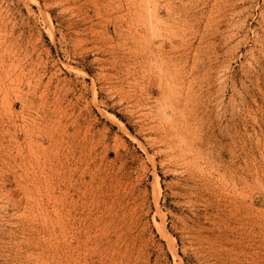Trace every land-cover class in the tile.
Segmentation results:
<instances>
[{"label":"rangeland","instance_id":"obj_1","mask_svg":"<svg viewBox=\"0 0 264 264\" xmlns=\"http://www.w3.org/2000/svg\"><path fill=\"white\" fill-rule=\"evenodd\" d=\"M153 1L0 0V264H264V0Z\"/></svg>","mask_w":264,"mask_h":264},{"label":"bare ground","instance_id":"obj_2","mask_svg":"<svg viewBox=\"0 0 264 264\" xmlns=\"http://www.w3.org/2000/svg\"><path fill=\"white\" fill-rule=\"evenodd\" d=\"M152 1H153V0H152ZM145 2L148 3V1H145ZM153 2H154V1H153ZM231 2H232V1H231ZM149 3H150V2H149ZM154 5H155V4H153V7H154V8L151 7L153 13H154V11L156 10V6H154ZM147 7H150V6H147ZM154 9H155V10H154ZM233 9H234V8H233ZM146 11H147V10H146ZM148 12H149V11H148ZM153 13H151V14H152L153 16L157 17V16H156V12L154 13L155 15H154ZM149 16H150V17H153V16H151L150 14H149ZM155 17H154V18H155ZM149 19H150V18H149ZM155 19H156V18H155ZM150 21H151V20H150ZM146 22H148V21H146ZM148 23H149V22H148ZM152 23H153V22L151 21V23H150V24H151V28L153 27ZM148 25H149V24H147V26H148ZM155 26H156V25H155ZM156 27H157V26H156ZM153 30H154V29H153ZM157 30H159V28H157ZM155 31H156V30H154V32H155ZM152 32H153V31H151V33H152ZM154 32H153V33H154ZM157 33H158V31H157ZM159 33H160V32H159ZM152 35H155V33L152 34ZM155 36H156V35H155ZM41 95H42V94H41ZM109 117H110V116H109ZM110 120H111L112 122L118 124V125H121V124L119 123V120H118L117 118L113 117V116L110 117ZM120 127H121V126H120ZM46 132H47V131H46ZM155 177H156V176H155ZM156 179H157V177H156Z\"/></svg>","mask_w":264,"mask_h":264}]
</instances>
